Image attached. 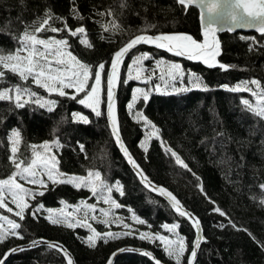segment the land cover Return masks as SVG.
<instances>
[{"label": "trees", "instance_id": "1", "mask_svg": "<svg viewBox=\"0 0 264 264\" xmlns=\"http://www.w3.org/2000/svg\"><path fill=\"white\" fill-rule=\"evenodd\" d=\"M122 4L126 6L122 7ZM73 7L83 17L82 20L72 15ZM49 10L55 16L65 18L73 29L84 26L87 38L94 47L86 48L67 33L45 32L40 34L42 38L55 36L57 39H68L71 45L68 50L89 64L93 73L100 63L105 64L103 76H106L113 54L133 36L141 34L142 30H147L148 35L186 33L199 40L197 11L190 7L185 12L175 0H0V49L9 52L17 48L19 45L14 37L20 36L26 26L35 25ZM109 22L118 25V28L104 31V26ZM53 26L62 27V24L57 20ZM219 39V61L235 65L224 72L207 70L147 47L133 50L126 57L121 70L115 113L121 140L143 173L153 184L172 193L186 211L199 219L203 241L193 264H264V248L261 247L264 244V203H261L264 201V188L261 187L264 185V119L256 117L242 104L243 99L254 102L250 93L228 90L242 81L252 79L264 85V36L225 33ZM144 52L180 64L183 71L188 70L201 77L208 88H189L185 92L168 93L150 90L146 102L139 98L135 111L142 112L160 130V139L152 138L148 142L147 152L141 144L151 129L128 113L127 104L134 81L123 83L126 80V64L132 57ZM92 81L90 79L89 84ZM17 84L24 85V82L6 74L4 81L0 82V89ZM102 86L103 101H106L104 81ZM26 87L58 103L49 112L35 103L17 108L12 101H0V178H6L14 170L8 160L11 147L8 137L13 130L21 133L20 152L24 157L30 155V145L58 139L62 147L53 148L52 151L59 160L60 171L78 176L98 171L107 182H119L123 186L124 196L116 192L112 195L127 207L114 212L136 230L137 236L110 240L107 244L98 241L96 248H89L81 239H86L90 234L87 228L70 229L52 225L45 217L48 214L46 209L57 210L61 205L72 208L82 200L96 203L95 198L91 197L87 189H77L71 184H49V191L43 197H38L45 206L39 219L34 220L26 215L25 220L20 221L13 214L0 210V214L21 223L22 227L17 231L24 237L19 239L9 236L6 242L0 244V258L15 247L33 240H45L63 245L74 264H106L115 252L127 247L150 252L161 264H175L162 250L159 241L150 243L140 240L138 232L159 233L173 239L175 236L168 233L163 225L178 223L176 231L185 238L187 246L182 264H187L194 239L191 223L137 180L114 144L104 110L98 117L76 100L49 95L30 81ZM82 96L83 93L79 94L78 99ZM73 113L87 117L89 123L74 121ZM161 140L180 156L191 171L176 163L175 157L165 150ZM80 145L84 146V151L80 150ZM30 202L33 205L37 203L36 200ZM96 206V212L101 207H108L103 203H97ZM129 207L146 223L141 225L131 220L132 214L127 210ZM216 207L226 216L215 212ZM96 216L99 217L100 213ZM87 223L100 232L125 231L122 225L115 223L110 226L98 224L94 220ZM5 264L67 262L56 249L38 246L12 254ZM112 264L154 263L144 256L123 252L115 257Z\"/></svg>", "mask_w": 264, "mask_h": 264}, {"label": "snow or ice", "instance_id": "2", "mask_svg": "<svg viewBox=\"0 0 264 264\" xmlns=\"http://www.w3.org/2000/svg\"><path fill=\"white\" fill-rule=\"evenodd\" d=\"M176 3L181 6L182 10L187 12L193 5L200 8L201 24L203 27V35L205 40L198 42L191 35L187 34H159L148 35L147 30H142L141 34L133 36L130 40L123 44L118 51L114 53L111 60V69L107 74L106 80V103L107 114L112 127V134L115 137L117 144H119L128 162L137 169V176L145 187L158 190L161 195H166L172 202V207L182 217L187 218L192 223L193 227L199 232L200 221L194 217L190 212L183 209L181 203L172 193L167 192L165 189H157L155 185L148 179L143 173V169L132 158L127 148L123 144L119 135L118 120L115 113V96L116 88L120 81L119 67L124 63V58L137 48L138 45H153L157 49H165L175 56H184L189 60H202L209 68L219 67L221 70L227 71L229 68H234L235 65H226L220 63L216 58L221 55V45L218 39L215 38L216 33L219 31H234L236 28H254L258 33L264 36V0H176ZM126 6L125 4L121 5ZM207 10V17L205 18L203 10ZM72 15L77 20H82L83 17L79 15L78 10L73 7ZM112 15V13H108ZM105 15V13H100ZM60 21L62 27H55L53 23ZM218 25H222L218 27ZM118 25L113 22L104 26V31L115 30ZM31 29V30H29ZM50 33H67L70 37H75L81 45L91 49L94 45L87 38V30L84 26H78L75 29L71 28L67 24V20L62 17L55 16L50 10L45 12V15L40 18L35 25H28L25 27L23 33L14 37L18 43V47L12 51L4 52L0 49V82L4 81L6 74L18 77L26 85L29 81L37 88L43 89L49 95L55 94L59 97H67L72 100H76L79 104L90 108L96 116H100L102 113L98 110L97 105L101 102L99 99V93L101 91V74L105 69V64L100 63L97 66V70L93 73L89 64L82 62L72 51L69 40L66 38L57 39L55 36H49L42 38L40 34ZM211 36L212 40L209 42L208 37ZM103 38V37H101ZM244 39V37H241ZM254 39V38H251ZM152 57L149 53L144 52L140 55L132 57V63L127 65L128 77L123 83H127L128 80L140 79L141 73L144 71L143 61H149ZM163 60H157L156 64L159 67L164 64ZM135 68L136 75L133 76L132 72ZM155 70H153L154 74ZM167 76L170 80L176 81L177 79H183V70L178 63H171L167 66L165 72H163L159 79L165 80ZM93 80L92 84H89V80ZM151 79V75L145 78V83ZM167 83V81H165ZM196 88H202L208 90L207 85L203 84L201 77L195 73L191 74L189 81ZM21 84L14 85L12 87H4L0 89V101H12L15 103V107L23 108L28 103H35L40 108H46L49 112H52L57 105L56 100L45 99L36 91ZM250 85L255 86L254 88ZM223 87L228 88L227 85ZM72 89L73 92L66 90ZM155 90L160 91V86L155 85ZM189 88H180L176 91H189ZM232 92H247L251 97L255 98L254 102L249 99H243L242 104L245 108L252 112L256 117L264 119V85L257 79L251 81H242L235 87L228 88ZM83 93V96L78 99L79 94ZM27 97V98H26ZM34 98V99H33ZM142 98L143 101L149 99V93L143 89L137 88L134 90L132 102L128 104V108L132 109L137 99ZM73 120L76 122L89 123L87 117L73 113ZM135 118L138 121H143L145 126L150 128L151 131L147 133L145 140L141 144L147 152L148 142L152 138L160 139V130L146 117L142 112L136 111ZM10 142V155L8 157L9 163L13 166V171L6 177L0 178V209L5 210L7 213L13 214L19 218L20 221L25 220L26 215L31 216L34 220L39 219V214L42 210H45L44 204L40 203L38 197H43L47 191H49V183L53 186L60 184H71L77 189H87L91 193V197L95 198L96 203H87L86 200H82L75 208L78 212H83L82 219H70L72 213H65L63 210L57 212L53 209H46L48 216L45 217L52 225L65 226L67 228L84 227L89 231V235L85 238H81L82 242L87 244L89 248H96L97 242L102 241L107 244L110 240L121 239L122 237L137 236L136 230L132 229L130 224L124 223V220L117 216L114 212L116 209L127 207L118 202L113 197V192L119 193V196H124L125 192L123 186L116 182L111 184L106 179L101 177V173L98 171H89L87 176L69 175L60 171L59 160L52 149H59L62 147L58 139L52 141H45L40 145H30V155L24 157L20 152V145L22 143V137L19 130H13L8 137ZM161 144L165 146V150L170 152L175 157L176 163L183 168H188V165L180 158V156L167 147L165 142L161 140ZM80 150L84 151V146L80 145ZM23 182V183H22ZM25 184L32 185L33 187H25ZM264 188V185L261 186ZM201 191L203 189L201 188ZM36 200L37 203L33 205L30 201ZM64 204V201H61ZM97 203H103L108 205L107 208H99L100 216L90 215L97 211ZM264 203V201H261ZM9 205H13L11 207ZM67 207V205H65ZM131 213L130 219L138 224H145L143 219H140L133 209L130 207L127 209ZM214 211L221 216H226L220 208H214ZM111 217V219L109 218ZM94 220L98 224L110 226L115 223L122 225L125 231L112 232L98 231L91 223H87V220ZM229 223H232L229 221ZM236 227L235 224H232ZM21 223L17 220L10 218L7 215L0 214V244L6 242L9 236H13L19 239H23V235L17 231L21 229ZM164 229L175 236V239L169 236L159 233L138 232V238L140 240H147L150 243L157 241L162 245V250L166 255L175 261V264H182V258L187 251L185 238L181 236L176 230L179 228L178 223L171 225H163ZM247 231L246 229H238ZM251 235V233H249ZM253 239H255L253 237ZM42 240H33L30 247H36ZM201 237L197 235V238L193 244L190 257L187 260V264H193L196 258L197 251L200 247ZM47 243L48 248H54L58 252L63 253L67 259V264H73V260L68 251L59 242H44ZM259 243V242H258ZM264 248V244L261 245ZM22 248L10 249L8 253H5L0 258V264H5V260L8 255L16 251H22ZM134 249H119V251H131ZM145 256L152 257V253L145 251ZM155 264H161V262L155 257ZM108 264H112L109 260Z\"/></svg>", "mask_w": 264, "mask_h": 264}, {"label": "water", "instance_id": "3", "mask_svg": "<svg viewBox=\"0 0 264 264\" xmlns=\"http://www.w3.org/2000/svg\"><path fill=\"white\" fill-rule=\"evenodd\" d=\"M176 1V0H175ZM191 8H194L196 11H197V22H198V28H199V40H197L198 42H203L204 40H205V37H204V35H203V27H202V24H201V19H200V13H201V9L200 8H198V7H196L195 5H193V6H191ZM203 13H204V16H205V18L207 17V15H208V13H207V10L206 9H204L203 10ZM220 26H222V25H218V27H220ZM235 34V33H253V34H256V35H258V36H261V34L260 33H258L254 28H236L234 31H219V32H217L216 33V36H215V38L216 39H218L219 40V42H220V39H219V36L220 35H222V34ZM168 34H186V33H180V32H178V33H168ZM187 35H189V34H187ZM195 39V38H194ZM208 40H209V42H211V40H212V37L211 36H209L208 37ZM220 45H221V43H220ZM138 47H147V48H150V49H154V50H157V51H159V52H163V53H165L166 55H168V56H170V57H172V58H175V59H178V60H182V61H185V62H188V63H191V64H197V65H200L201 67H203V68H205V69H207V70H215V69H218V70H220L221 72H224L225 70H221L219 67H214V68H209L205 63H203V61L202 60H189V59H187L186 57H184V56H175V55H173L172 53H170V52H168L167 50H165V49H157L155 46H153V45H146V44H143V45H138L137 46V48ZM136 49V48H135ZM135 49H133V50H135ZM132 50V51H133ZM118 51V50H117ZM130 54V53H129ZM113 56H114V54H113ZM113 56H112V58H113ZM221 56V55H220ZM220 56H218L216 59L219 61V58H220ZM127 57V56H126ZM126 57L124 58V61H125V59H126ZM112 58H111V60H112ZM111 60H110V63H109V66H108V69H107V73H106V77H105V92H106V80H107V74H108V72L110 71V69H111ZM220 62V61H219ZM221 63V62H220ZM124 64V63H123ZM123 64L119 67V77H120V74H121V70H122V67H123ZM118 88V87H117ZM117 88H116V92H117ZM115 100H116V96H115ZM104 114H105V118H106V121H107V125H108V128H109V130H110V133H111V135H112V138H113V141H114V144H115V146H116V148L118 149V151H119V153L121 154V156L123 157V159L125 160V162L127 163V165L129 166V168L131 169V171L133 172V174L135 175V177L137 178V180L142 184V186L145 188V189H147V190H149V191H151V192H153V193H155V194H157L159 197H161L169 206H170V208L175 212V213H177L176 211H175V209L172 207V202H171V200H170V198L169 197H167L166 195H161V193L158 191V190H153L152 188H148V187H145L144 186V184L141 182V180H140V178L137 176V169L133 166V165H131L129 162H128V159H127V157H125V155H124V153H123V151L121 150V148H120V146H119V144H117V142H116V140H115V137L113 136V134H112V127H111V123H110V120H109V117H108V114H107V103H106V101H105V108H104ZM120 135V134H119ZM153 184V183H152ZM153 185H155V184H153ZM156 186V188L157 189H160V188H162V189H165V188H163V187H160V186H157V185H155ZM166 190V189H165ZM167 192H169L168 190H166ZM184 209V208H183ZM185 210V209H184ZM178 214V213H177ZM185 218V217H184ZM185 219H187V218H185ZM188 220V219H187ZM189 222H190V220H188ZM191 223V222H190ZM191 225H192V223H191ZM192 227H193V225H192ZM193 231H194V239H193V242H192V247H193V244H194V242H195V240H196V238H197V235H199L200 237H201V242L203 241V236H202V231H201V227H200V230H199V232H197V230L193 227ZM42 241H44V242H50V241H45V240H42ZM44 242H42V243H40L38 246H47V243H44ZM200 242V243H201ZM30 244H31V242L30 243H28V244H26V245H23V246H19V247H15V248H22V249H24V250H22V251H25V250H29V249H32V248H35V247H30ZM38 246H36V247H38ZM123 249H134V248H123ZM198 249H196V251H197ZM10 251V250H9ZM8 251V252H9ZM8 252H6V253H8ZM17 252H21V251H16V252H14V253H17ZM123 252H132V253H135V254H138V255H141V256H144V257H146V258H148V260H150L152 263H154L155 264V260L153 259V256L152 257H150V256H145L143 253L145 252L144 250H141V249H134V250H131V251H117V252H115L111 257H110V259L109 260H111L112 261V263H113V261H114V259H115V257L118 255V254H120V253H123ZM14 253H11L10 255H8L7 256V258L8 257H10L12 254H14ZM62 255H63V253H62ZM64 256V255H63ZM6 258V259H7ZM65 258V257H64ZM65 260H66V262H67V259L65 258ZM108 260V261H109ZM6 261V260H5ZM193 263H194V261H193ZM74 264V263H73ZM106 264H108V262L106 263Z\"/></svg>", "mask_w": 264, "mask_h": 264}, {"label": "rangeland", "instance_id": "4", "mask_svg": "<svg viewBox=\"0 0 264 264\" xmlns=\"http://www.w3.org/2000/svg\"><path fill=\"white\" fill-rule=\"evenodd\" d=\"M157 60H163V59L162 58L152 57V59L149 60V61H143L144 71L141 73V78L140 79H132L134 81V86L131 89V92H130V100H129L128 104L132 102L134 90L137 89V88L143 89V90H145L147 92H149L150 90H152L154 92H157L155 90V85H159L160 86L159 93L176 92V89H180V88H196V87H193V85L191 83H189V81L191 79V74L193 72L188 71V70L183 71V79H177L176 81H172L167 76H165V80H160L159 79L160 75L163 72H165L167 66L170 65L171 62H168V61L163 60L165 63L164 64H161L159 67H157V64H156V61ZM131 63H132V60L129 61L126 64V67H125V79L126 80H127V77H128V68H127V65H130ZM153 70H155L154 74H153ZM132 75L133 76L136 75L135 68H134V70L132 72ZM149 75H151V79L147 83H145L144 82L145 81V78L148 77ZM105 77L106 76H103V74H101V91L99 93V99H100L101 102L97 105L98 110H100V111L104 110V108H105V101H103V94H102L103 93L102 81H104V87H105ZM165 81H167V83H165ZM93 82L94 81H92L91 84ZM68 90L70 92H73L74 91L72 89H68ZM138 100L139 99H137V101ZM128 104H127V111H128V113L130 114V116H132L133 119H136L135 118V113H136V111H135V105H134V107L132 109H129L128 108ZM25 187L31 188L33 186L32 185L25 184ZM9 206L14 207L13 205H9ZM0 210H3V209H0ZM60 210H63L66 214L67 213H72V216L70 218L73 219V220H75V219H82L83 218V212H78L75 207L66 208L63 205H61L56 211L59 212ZM3 211H5V210H3ZM97 213H99V212H95V215H97ZM9 214H11V213H9ZM90 215H93V214L90 213ZM46 216H48V214H46ZM88 221H92V220L89 219V220H87V222ZM173 239H175V237H173Z\"/></svg>", "mask_w": 264, "mask_h": 264}, {"label": "bare ground", "instance_id": "5", "mask_svg": "<svg viewBox=\"0 0 264 264\" xmlns=\"http://www.w3.org/2000/svg\"><path fill=\"white\" fill-rule=\"evenodd\" d=\"M118 87H119V85H118ZM117 91H118V88H117ZM116 94H117V92H116ZM120 134V133H119ZM120 138H121V136H120Z\"/></svg>", "mask_w": 264, "mask_h": 264}]
</instances>
